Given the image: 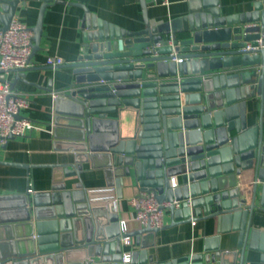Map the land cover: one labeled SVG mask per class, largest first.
Returning a JSON list of instances; mask_svg holds the SVG:
<instances>
[{
	"label": "water",
	"instance_id": "95a60500",
	"mask_svg": "<svg viewBox=\"0 0 264 264\" xmlns=\"http://www.w3.org/2000/svg\"><path fill=\"white\" fill-rule=\"evenodd\" d=\"M21 1L0 0V31ZM50 1L31 28L32 56ZM140 1L138 30L85 13L81 52L65 65L71 87L53 102L54 150L67 158L46 165L48 189L0 195V264H234L238 254L244 264L247 250L260 251L264 263V231L252 226L264 212V0L234 15L222 14L220 0H187L174 18L150 17ZM253 63L261 64L258 74L228 72ZM257 95L260 121L249 126ZM86 164L102 169L104 186L85 185ZM244 172L253 175L248 192L238 186ZM144 190L160 203L179 202L166 208L169 226L215 218L216 235L203 251L155 259L147 238L159 228L129 219L120 230L118 201ZM234 231L239 251L221 248ZM121 236L135 238L128 261Z\"/></svg>",
	"mask_w": 264,
	"mask_h": 264
},
{
	"label": "crops",
	"instance_id": "0c3cea01",
	"mask_svg": "<svg viewBox=\"0 0 264 264\" xmlns=\"http://www.w3.org/2000/svg\"><path fill=\"white\" fill-rule=\"evenodd\" d=\"M258 1L263 0H220L222 14L234 15L248 12ZM147 2L150 17L174 18L187 11V0H170L169 5H156L153 4V0H147ZM42 4L43 0L21 1L14 17L32 28L38 22ZM87 11L94 14L96 18L124 29L138 30L144 26L140 0H52L48 3L43 13L40 49L32 56L33 65L22 74L15 71L5 74V77L13 84V88L25 94L29 99L30 105L22 110V114L42 123L46 130L34 131L23 137L10 138L5 144V148L0 149L1 196H13L30 190L38 192L48 189L53 180V169L46 165L67 158L63 152L54 150L53 102L56 93L66 91L71 87V68L65 65L77 60L81 52ZM49 56L60 57L66 63L57 66L48 65L46 59ZM260 68V63H253L243 65L239 69L231 68L228 72L256 70L258 74ZM153 71L144 69L145 74ZM257 77V75H253V79H257ZM254 89L257 90L256 84ZM258 104V95L249 100L247 107L249 126L258 124L260 121ZM84 168L85 171L81 177L88 188L105 185L102 169H91L90 164H86ZM237 181L242 192H248L254 183L251 172H244L237 176ZM130 198L118 201L120 220L133 219L135 216ZM164 213L165 225L160 228L157 234L149 235L147 238L153 242L147 247L148 252L159 261L203 251L205 238L216 235L217 222L215 218L169 226L170 212L165 208ZM259 214L253 219L252 226L264 231V212ZM237 238L238 232H231L228 242H225V238L220 241L221 248L232 251L237 249ZM131 239L130 245H124L126 251L137 248L135 238ZM260 255V251L247 250L244 264H264L260 260ZM231 259L234 260V257ZM239 260L238 254L234 264H239Z\"/></svg>",
	"mask_w": 264,
	"mask_h": 264
},
{
	"label": "built area",
	"instance_id": "2783aa9c",
	"mask_svg": "<svg viewBox=\"0 0 264 264\" xmlns=\"http://www.w3.org/2000/svg\"><path fill=\"white\" fill-rule=\"evenodd\" d=\"M156 5H169L170 0H153ZM33 37L34 32L26 23L14 17L5 31H0V149L8 140L13 137H23L34 131L46 130V127L33 119L22 114V110L30 105L29 99L12 87L11 81L5 74L16 70L26 69L33 65ZM262 46L261 42L259 47ZM251 48V47H247ZM176 62H183L184 59L173 57ZM66 63L60 57L49 56L46 64L57 66ZM61 93V92H60ZM56 93L54 97L58 94ZM172 186H176V179H172ZM135 210L133 219L140 222L142 226L162 228L165 225L164 210L171 204L179 206L178 201L160 203L153 191H140L130 198ZM127 219L120 220L121 235L126 232ZM124 245L131 244V237L121 236ZM130 251L123 254V261L129 260Z\"/></svg>",
	"mask_w": 264,
	"mask_h": 264
}]
</instances>
